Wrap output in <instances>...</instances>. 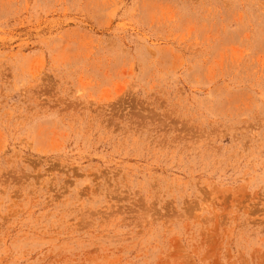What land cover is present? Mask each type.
<instances>
[{
  "label": "rangeland",
  "instance_id": "obj_1",
  "mask_svg": "<svg viewBox=\"0 0 264 264\" xmlns=\"http://www.w3.org/2000/svg\"><path fill=\"white\" fill-rule=\"evenodd\" d=\"M0 264H264V0H0Z\"/></svg>",
  "mask_w": 264,
  "mask_h": 264
}]
</instances>
